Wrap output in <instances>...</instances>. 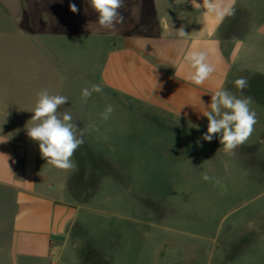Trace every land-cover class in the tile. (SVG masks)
Here are the masks:
<instances>
[{
	"label": "rangeland",
	"instance_id": "1",
	"mask_svg": "<svg viewBox=\"0 0 264 264\" xmlns=\"http://www.w3.org/2000/svg\"><path fill=\"white\" fill-rule=\"evenodd\" d=\"M137 5L125 0L113 38L135 32L127 23ZM108 32L87 0H22L19 25L0 6V134L38 146L39 161L62 180L76 211L64 249L53 250L48 264H59L61 253L65 264H264V80L232 92L252 98L258 122L225 153L218 134L202 139L208 122L188 132L106 93L99 74ZM92 84L103 93L83 104L81 91ZM42 90L67 96L59 113L70 111L83 131L74 170L47 164L27 135L39 123L31 118ZM108 104L115 110L103 121ZM93 124L99 131L88 130ZM9 240L0 239V248ZM14 264L42 263L17 256Z\"/></svg>",
	"mask_w": 264,
	"mask_h": 264
},
{
	"label": "crops",
	"instance_id": "2",
	"mask_svg": "<svg viewBox=\"0 0 264 264\" xmlns=\"http://www.w3.org/2000/svg\"><path fill=\"white\" fill-rule=\"evenodd\" d=\"M138 1L127 23L135 32L119 39L112 30L104 34L108 50L99 77L106 93L119 96V105L142 104L164 115L166 125L177 122L190 132L207 124L203 112L215 91H235L239 77L256 87L264 80V0H219L235 10L222 20L205 15L192 0ZM192 50L205 51L215 67L200 86L190 82L184 60ZM51 175L35 143L0 134V239H10L0 248V261L14 264L23 256L48 264L53 250L64 249L76 211L62 180ZM59 264H65L62 253Z\"/></svg>",
	"mask_w": 264,
	"mask_h": 264
},
{
	"label": "clouds",
	"instance_id": "3",
	"mask_svg": "<svg viewBox=\"0 0 264 264\" xmlns=\"http://www.w3.org/2000/svg\"><path fill=\"white\" fill-rule=\"evenodd\" d=\"M91 9L98 14V24L106 30H114L117 25L123 24L125 17L120 11L125 0H87ZM196 8L206 9L205 15L214 14L218 20L225 16L235 14L233 8H224L219 0H203V4L192 0ZM70 10L78 12V8L73 4ZM181 37L186 36L183 28L178 30ZM184 60L192 70L189 80L196 86L202 85L215 71V67L208 62V54L202 50L189 51ZM234 86L243 92L248 87V80L245 77H239L234 81ZM94 93H103V88L99 84H92L81 91V102L86 104L88 99ZM69 98L64 95H50L47 90H42L38 94V100L33 109L34 115L31 121H39L38 124L27 128V135L33 141L39 142V151L47 161V164L55 168L71 171L76 168L73 160L75 152L83 145V131L70 111L65 110L59 113L61 106L68 102ZM251 97H237L231 91L220 88L211 95V103L208 109L203 112L207 118V132L203 134L202 139L211 142L218 134L219 142L223 146L225 153L234 152V150L243 145L252 135L254 125L258 122L256 112L250 107ZM115 107L112 104L106 105L100 114L103 121H107ZM89 131H99L93 124L89 125ZM219 150V149H218ZM202 179L209 181L212 178L207 174H202Z\"/></svg>",
	"mask_w": 264,
	"mask_h": 264
},
{
	"label": "water",
	"instance_id": "4",
	"mask_svg": "<svg viewBox=\"0 0 264 264\" xmlns=\"http://www.w3.org/2000/svg\"><path fill=\"white\" fill-rule=\"evenodd\" d=\"M0 6L8 13L10 19L19 25L22 18V0H0Z\"/></svg>",
	"mask_w": 264,
	"mask_h": 264
}]
</instances>
